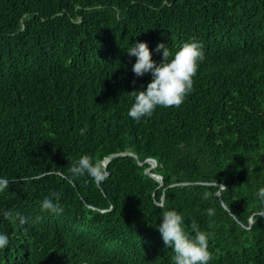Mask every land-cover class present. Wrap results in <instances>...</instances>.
Segmentation results:
<instances>
[{
  "label": "trees",
  "instance_id": "obj_1",
  "mask_svg": "<svg viewBox=\"0 0 264 264\" xmlns=\"http://www.w3.org/2000/svg\"><path fill=\"white\" fill-rule=\"evenodd\" d=\"M192 40L184 103L131 119L151 76L126 49ZM82 155L108 158L103 183L70 175ZM0 177V264H172L168 209L211 234L210 264H264V0H0Z\"/></svg>",
  "mask_w": 264,
  "mask_h": 264
},
{
  "label": "clouds",
  "instance_id": "obj_2",
  "mask_svg": "<svg viewBox=\"0 0 264 264\" xmlns=\"http://www.w3.org/2000/svg\"><path fill=\"white\" fill-rule=\"evenodd\" d=\"M130 56L136 57L132 66V72L136 77H143L150 74L151 80L146 88L140 91H133V103L128 115L136 122L151 117L158 107L179 108L186 97L192 92L194 77L200 64L205 60V53L202 45L195 40L183 43L173 54L169 48L160 43L154 50H150L146 42H137L126 49ZM153 51L162 52L159 63L152 59ZM81 129V135L85 134ZM73 178L89 177L96 183H103L108 178V173L102 163L95 162L88 155H82L69 169ZM8 179L0 177V192L8 190ZM59 193L45 197L41 202L42 210H51L57 215L63 213L64 209L59 202ZM264 198V190L260 191ZM207 215H213L211 209ZM4 219L11 220L13 213L10 210H3ZM162 221L156 225L163 242L170 247L174 253L172 264H210L212 260L209 251L211 234L200 230L193 221L191 224L192 235H189L185 228V217L175 209H168L160 216ZM15 218L22 226L26 219L19 213ZM9 237L6 233L0 232V250L9 246Z\"/></svg>",
  "mask_w": 264,
  "mask_h": 264
},
{
  "label": "water",
  "instance_id": "obj_3",
  "mask_svg": "<svg viewBox=\"0 0 264 264\" xmlns=\"http://www.w3.org/2000/svg\"><path fill=\"white\" fill-rule=\"evenodd\" d=\"M107 160H108V158H105V159H103V161H102V164H103L104 168H105V165H106ZM144 162L149 163V167H148L147 169H145V172H146V173H149V170H150L151 168H154L155 165H156L154 159H146ZM139 164H140V163H139ZM149 175L152 176V177H153L154 179H156L157 181H159V184H161V177H160L159 175H156V174H153V173H149ZM179 184H180V183L172 184V186H173V185H179ZM182 184H186V183H182ZM216 194L219 195V191H218ZM161 200H162V197H161ZM250 223H251V221H250Z\"/></svg>",
  "mask_w": 264,
  "mask_h": 264
}]
</instances>
